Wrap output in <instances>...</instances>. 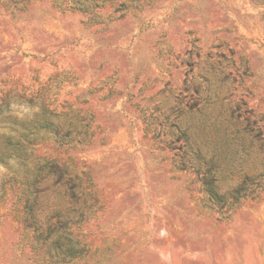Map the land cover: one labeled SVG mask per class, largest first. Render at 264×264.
Wrapping results in <instances>:
<instances>
[{
  "label": "rangeland",
  "instance_id": "obj_1",
  "mask_svg": "<svg viewBox=\"0 0 264 264\" xmlns=\"http://www.w3.org/2000/svg\"><path fill=\"white\" fill-rule=\"evenodd\" d=\"M0 264H264V0H0Z\"/></svg>",
  "mask_w": 264,
  "mask_h": 264
},
{
  "label": "trees",
  "instance_id": "obj_2",
  "mask_svg": "<svg viewBox=\"0 0 264 264\" xmlns=\"http://www.w3.org/2000/svg\"><path fill=\"white\" fill-rule=\"evenodd\" d=\"M56 169V170H55ZM49 175L55 176V188H62L69 194L73 191V178L72 175L68 174L65 169L62 167L59 168V166H54V170L51 169V171L48 173Z\"/></svg>",
  "mask_w": 264,
  "mask_h": 264
}]
</instances>
